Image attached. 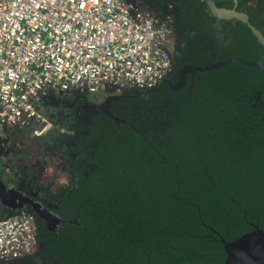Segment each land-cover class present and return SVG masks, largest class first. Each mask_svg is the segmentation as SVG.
Returning <instances> with one entry per match:
<instances>
[{"label":"trees","instance_id":"16d2710c","mask_svg":"<svg viewBox=\"0 0 264 264\" xmlns=\"http://www.w3.org/2000/svg\"><path fill=\"white\" fill-rule=\"evenodd\" d=\"M171 1L181 38L175 73L154 88L115 92L110 112L119 120L102 110L73 143L57 139L70 159L67 185L52 188L20 170L17 186L29 200L0 219L31 213L37 242L5 260L225 264L223 238L264 229V68L230 61L172 85L185 66L234 56L264 62V43L248 22L217 15L207 0ZM215 2L245 13L264 34V0Z\"/></svg>","mask_w":264,"mask_h":264},{"label":"built area","instance_id":"2783aa9c","mask_svg":"<svg viewBox=\"0 0 264 264\" xmlns=\"http://www.w3.org/2000/svg\"><path fill=\"white\" fill-rule=\"evenodd\" d=\"M82 2L86 4L83 9L79 7ZM101 29L119 38L107 44L103 56L93 49L95 58H87L84 34L95 35ZM170 31L151 12L128 0H56L55 4L51 0H0V125L31 124L34 132L47 134L53 122L36 106V98L47 87L87 86L89 92L97 93L106 86L157 84L172 66ZM77 44L79 52L73 54ZM45 51L52 53L47 60L41 59ZM60 61L65 62L62 68ZM49 66L53 71H48ZM36 242L31 213L0 219L1 258L28 254Z\"/></svg>","mask_w":264,"mask_h":264},{"label":"flooded vegetation","instance_id":"af4514ba","mask_svg":"<svg viewBox=\"0 0 264 264\" xmlns=\"http://www.w3.org/2000/svg\"><path fill=\"white\" fill-rule=\"evenodd\" d=\"M151 2L152 1H149V7L152 8L153 11H151L153 12V15L155 16L156 20L159 23H163L165 26H168L171 30L169 32L168 49L171 59L172 56L176 58V51L180 50L181 48V38L177 33L178 15L176 9L174 10L171 0H164L162 4L157 1L156 4L154 3L155 5H153ZM161 7L163 8L161 9ZM177 59L178 58H176V60ZM181 69L178 70L177 82L180 79ZM168 73H170V75L175 73L173 61L172 68ZM120 90H123V88L120 86H107V89L105 87L97 93H91L89 91L84 92L76 87H72L69 88L68 93H66L65 95H60L58 97L56 96L52 98L51 96L53 95L51 94H47L46 97V91L45 89H43L39 93L38 98H36V106L37 108L41 109V111L53 122V126L49 130L50 133L47 134L45 137L38 138L41 135L40 133L34 132L29 127L24 128L20 124L12 126L10 131L12 133H15L17 137H22L23 139H25L26 148L24 150L27 153H33L34 157L35 155L38 156L40 154H43L44 156H53L57 153L60 154L61 158H63L61 160L62 162L60 163V166L64 167L66 171L70 173L69 181L65 183V185H67L68 183H70L72 175V171L68 166L70 164V159L65 156V149L59 150L60 142H57L58 146L56 148L52 146V144L55 143L54 138L60 140L61 142L65 140L66 143H73L71 142V138H74V134L84 132L85 127L91 121L92 117H89L90 115L88 113V102L103 101L109 96L116 97L115 92L117 93ZM115 97L112 98L111 105L115 100ZM64 130L68 131L65 132ZM64 132L66 134H64ZM36 159L37 157H35V160ZM36 165H38V167L35 166V163H31L30 166L27 164V167L29 166L30 168H35L39 172L38 178H42L43 175L45 176L46 168L43 165L41 166L38 161L36 162Z\"/></svg>","mask_w":264,"mask_h":264},{"label":"water","instance_id":"95a60500","mask_svg":"<svg viewBox=\"0 0 264 264\" xmlns=\"http://www.w3.org/2000/svg\"><path fill=\"white\" fill-rule=\"evenodd\" d=\"M207 1H208L209 6L212 8L213 11H215V13L217 15H220L221 17H225V18L238 17V18H241L244 21L248 22L249 25L251 26L252 30L254 31V33L260 38L262 43H264V34L262 33V31L259 28H257L254 24L251 23V21L249 20L248 16L245 13L239 11L235 7L228 8V7L218 6L216 4L215 0H207ZM173 8L175 10L174 5H173ZM230 61L241 62V63L259 66V67L264 68V62H262V61H253L250 59L234 56V57L225 58V59L220 60V61L213 63V64L201 65V66L192 65L189 67H185V68L181 69L180 79L178 80V82L172 83V85H174L176 87V86H180L181 84H183L185 79H186V75L189 71L205 70V69H209V68H213V67L223 65V64L230 62ZM171 68H172V66H171ZM164 78H166V76ZM155 85L147 86V87L154 88ZM138 87L141 88L143 86L138 85ZM106 89H107V86H106ZM114 97L115 96H109V97L105 98L103 101H99V102H88V104H89V108H88L89 112L88 113L90 115L89 117H91V115L94 112L101 111V110H104V111L112 114L110 112V108H111L112 98H114ZM112 116L115 119L119 120L118 116H115L114 114H112ZM8 126H12V125H8ZM13 126H16V125H13ZM23 127L24 128L29 127V128H31V130H34V126L31 124L23 125ZM49 133L50 132H48L47 134H49ZM47 134H41L38 138L45 137ZM54 139H55L54 140L55 143L52 144V146L56 148L58 146L56 143L57 139L56 138H54ZM36 140H38V139H36ZM73 140H74V138H71V142H74ZM39 163L41 165V162H39ZM38 165L35 164V166H37V167H38ZM19 167H18V171L16 172V173H18V176H17L18 178H20V170L21 169L26 170L28 173L27 166H21L20 170H19ZM5 189H7V190H9V192H13L15 194L14 196H11V198L13 199L11 201H13L14 203L20 202V200L17 199V197H18V194L23 195V193L21 191H18L17 188H15V186L14 187L13 186L7 187L0 178V194L2 192H4L3 190H5ZM3 194H5V193H3ZM7 194H10V193H7ZM14 199H16V200H14ZM241 236L248 239L250 241V243L248 245V248L245 251H243L237 255L233 254V241H235L237 238L234 240H226L225 238L222 239L225 243V249L227 251V257L225 260V264H264V229L261 228L260 226H256L254 229L243 233L239 237H241Z\"/></svg>","mask_w":264,"mask_h":264},{"label":"crops","instance_id":"0c3cea01","mask_svg":"<svg viewBox=\"0 0 264 264\" xmlns=\"http://www.w3.org/2000/svg\"><path fill=\"white\" fill-rule=\"evenodd\" d=\"M136 7H138L141 10L149 11L148 7L146 6L144 7V9H142L140 6H136ZM11 128L12 126L0 125V178L7 187L15 186V188H17L18 191H21L23 195L18 194L17 199H19L20 202L14 203L13 201H11L13 200L11 196H14L15 194L13 192H9V190L7 189L3 190L4 192L1 193L2 195L0 194L2 196V197L0 196V216H1V213H4L5 211H7L8 208H15L29 200L28 196H24V193H25L24 191H26V194L28 191L25 189H21L19 187L22 182L21 179L19 180L15 179L18 176V173L14 174V172L13 171L11 172L10 170L12 167H16L14 166L16 163L19 164L20 167L27 166L25 161H26V155L28 154L24 150L26 148L25 139H23L22 137L20 138L17 137L15 133H12L10 131ZM36 157H37L36 162L37 161L41 162V166L43 165L47 170L48 167H46V163H47L46 156H44L43 154H40ZM50 157H56V154ZM61 160L62 159H60L59 161ZM20 167H19V170H20ZM36 172H37L36 176L39 177V172L38 171ZM41 179L44 180L45 176L42 178H39V180ZM45 184L52 186L50 182H47ZM7 193H10V194H7ZM11 262H12L11 259L5 260L4 258L3 259L0 258V264H10Z\"/></svg>","mask_w":264,"mask_h":264},{"label":"rangeland","instance_id":"374dc122","mask_svg":"<svg viewBox=\"0 0 264 264\" xmlns=\"http://www.w3.org/2000/svg\"><path fill=\"white\" fill-rule=\"evenodd\" d=\"M130 3H133L134 7L135 6H140L142 9H144V7L146 6V3H148L149 1H152L151 3L153 5L154 4V0H128ZM123 89L125 88H139L138 85L136 84H127V85H124V86H121ZM84 92H88V87L87 86H83V87H76ZM45 91H46V97H47V94H51L53 96H51L52 98L53 97H58L60 95H65L66 93H68L69 89L67 90H63V89H55L54 87H47L45 88ZM31 151V149H30ZM12 155V154H11ZM36 157V156H35ZM35 157L33 156V153H28L26 155V164H28L29 166L31 165V163H35L36 164V160H35ZM46 167L47 170L45 171V179L42 180L43 183H47V182H50L51 185H52V188H59L61 187V185H64L65 183H67L69 181V178H70V173L66 171V169L62 166H60L59 164L62 162V161H59L60 159H63V158H60V155L59 154H56V157H50L48 155H46ZM59 162V164H58ZM14 166L16 167H12L10 170L11 172L13 171L14 174L18 171V167L20 166L19 164H15ZM27 167L28 168V174L30 176H36V171L34 168H30V167ZM37 167V166H36ZM33 176V178H34ZM44 177V175H43ZM71 178H72V175H71ZM33 205L32 207L38 211H42L43 207L40 206V205H37L35 204L33 201H32ZM1 258V257H0ZM10 264H14L13 262H11Z\"/></svg>","mask_w":264,"mask_h":264},{"label":"snow or ice","instance_id":"6c2138e0","mask_svg":"<svg viewBox=\"0 0 264 264\" xmlns=\"http://www.w3.org/2000/svg\"><path fill=\"white\" fill-rule=\"evenodd\" d=\"M51 2L53 4H55L56 3V0H51ZM97 2H98V0H97ZM79 7L81 9H83V8L86 7V4L82 2L79 5ZM85 27H87V24H85ZM102 37H107V39L106 40H103ZM118 38L119 37L116 36V35H108V33L103 32L102 29H101V32L100 33H97L95 35H93V33H91V32H87L86 31V33L84 34V45H85V47L88 50V57L87 58H92V59L95 58L94 53L92 51L93 49H96V51L98 53H100L101 56H103L104 53L106 51H108L107 44L108 43H112L113 41L117 40ZM77 40L78 41L80 40V37L79 36H77ZM93 40H95L96 42L93 43L92 42ZM20 43L23 46V41H21ZM65 43H68V42L66 41ZM116 46L117 45L115 43H113V47H116ZM79 48H80V44H77L75 46V48L73 49V54L78 53L79 52ZM60 50H61V52L64 51V49L62 47H61ZM0 51H2V49H0ZM14 55H15V52H13V56ZM50 55H52V53L45 51L43 53L41 59L47 60ZM31 56H32V54H31V52H29V57H31ZM53 58H55V57H53ZM39 62H40L39 60H36V63L37 64H39ZM60 65H61V68H62L63 66H65V62L64 61H60ZM56 70L59 71L61 69H56ZM48 71H50V72L53 71V69H52L51 66H49ZM84 71L87 72L88 69L85 68ZM2 75H3V73H0V76H2ZM249 243H250V241L248 239H246L245 237H243V236L237 237V239L235 241H233V254L234 255H237V254L245 251L248 248Z\"/></svg>","mask_w":264,"mask_h":264}]
</instances>
